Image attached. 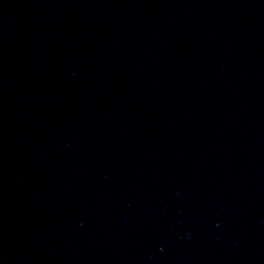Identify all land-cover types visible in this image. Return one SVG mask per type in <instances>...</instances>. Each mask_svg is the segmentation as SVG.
<instances>
[{"label": "water", "instance_id": "95a60500", "mask_svg": "<svg viewBox=\"0 0 264 264\" xmlns=\"http://www.w3.org/2000/svg\"><path fill=\"white\" fill-rule=\"evenodd\" d=\"M0 264H264V0H0Z\"/></svg>", "mask_w": 264, "mask_h": 264}]
</instances>
